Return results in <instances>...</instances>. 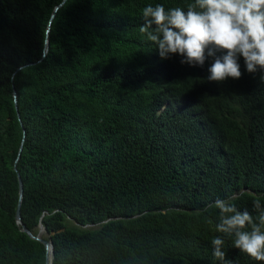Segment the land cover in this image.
I'll return each mask as SVG.
<instances>
[{
	"label": "trees",
	"instance_id": "16d2710c",
	"mask_svg": "<svg viewBox=\"0 0 264 264\" xmlns=\"http://www.w3.org/2000/svg\"><path fill=\"white\" fill-rule=\"evenodd\" d=\"M193 2L0 0V264L46 261L15 220L18 173L52 264H220L216 236L234 264H264L215 230L214 207L264 206L261 72L240 57V79L209 81L212 57L162 59L140 32L148 4Z\"/></svg>",
	"mask_w": 264,
	"mask_h": 264
},
{
	"label": "clouds",
	"instance_id": "9594fccd",
	"mask_svg": "<svg viewBox=\"0 0 264 264\" xmlns=\"http://www.w3.org/2000/svg\"><path fill=\"white\" fill-rule=\"evenodd\" d=\"M140 32L154 43L162 59L181 57V64L208 68L209 81L224 82L242 77L240 57L249 73L261 72L264 81V0H194L168 10L162 4L142 9ZM233 197L216 199L219 210L215 230L234 237L233 247L255 261H264V206L253 201L258 215L238 210ZM207 206L205 211L208 210ZM258 221V222H257ZM224 238L212 239L213 258L220 264H234L226 258Z\"/></svg>",
	"mask_w": 264,
	"mask_h": 264
},
{
	"label": "water",
	"instance_id": "95a60500",
	"mask_svg": "<svg viewBox=\"0 0 264 264\" xmlns=\"http://www.w3.org/2000/svg\"><path fill=\"white\" fill-rule=\"evenodd\" d=\"M60 5L61 4H59V5H57L55 7L54 12L58 9V7ZM54 12L52 13L51 17L54 16ZM47 47H48V40L46 39V41H45V51L47 50ZM28 64H30V63L23 64V65L19 66L16 69V71L19 70L20 68L28 65ZM13 94H14V98L16 99V92L14 91ZM16 109H17V107H16ZM20 152H21V147L19 148L17 157L20 156ZM18 194H19V201H18V205H17V208H16V212H15V220H16L17 224L20 225V228H21L22 231L26 232L30 237H32V238H34L36 240H39V241H41L44 244L45 249H46V261H45V264H52L53 256H54L53 243H52V241L50 239H46V238H43L41 236V233L43 231H45V228H44L43 224L39 223L38 233L37 234H33L30 230H28V228L21 221V217H20V201H21V198L23 196V183H22L21 177L19 176V173H18Z\"/></svg>",
	"mask_w": 264,
	"mask_h": 264
}]
</instances>
